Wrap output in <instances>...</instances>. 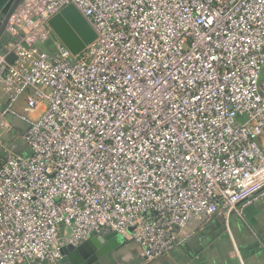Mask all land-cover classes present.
<instances>
[{
  "label": "built area",
  "instance_id": "obj_1",
  "mask_svg": "<svg viewBox=\"0 0 264 264\" xmlns=\"http://www.w3.org/2000/svg\"><path fill=\"white\" fill-rule=\"evenodd\" d=\"M69 5L97 35L77 56L49 25ZM6 33L3 116L29 153L0 162V264L106 228L152 262L264 196V0H23Z\"/></svg>",
  "mask_w": 264,
  "mask_h": 264
},
{
  "label": "crops",
  "instance_id": "obj_2",
  "mask_svg": "<svg viewBox=\"0 0 264 264\" xmlns=\"http://www.w3.org/2000/svg\"><path fill=\"white\" fill-rule=\"evenodd\" d=\"M8 0H0L3 7ZM8 96L0 86V162L7 154L27 155L29 150L23 141L26 124L4 115ZM18 113L37 118L42 109L26 111V96L15 104ZM18 136L4 145V135ZM16 136V137H17ZM189 237L173 252L152 262L141 258L137 246L127 243L110 256L99 260L100 264H264V196L244 206L241 215L230 217L217 215L207 220H192L188 228Z\"/></svg>",
  "mask_w": 264,
  "mask_h": 264
},
{
  "label": "water",
  "instance_id": "obj_3",
  "mask_svg": "<svg viewBox=\"0 0 264 264\" xmlns=\"http://www.w3.org/2000/svg\"><path fill=\"white\" fill-rule=\"evenodd\" d=\"M22 1L8 0L3 7H0V50L2 42L9 37L6 33L9 19ZM49 25L55 36L73 56L79 55L97 38L94 29L73 5L67 6L54 16L49 21ZM8 60L12 63L15 58L10 56ZM126 243L127 241L117 232L106 228L92 234L90 239L80 247L66 246L62 248V258L57 261V264H100L99 258L112 254ZM88 251L93 254V257L89 261H85L89 255Z\"/></svg>",
  "mask_w": 264,
  "mask_h": 264
},
{
  "label": "rangeland",
  "instance_id": "obj_4",
  "mask_svg": "<svg viewBox=\"0 0 264 264\" xmlns=\"http://www.w3.org/2000/svg\"><path fill=\"white\" fill-rule=\"evenodd\" d=\"M50 46H53V42H50L49 43V46L46 47L45 49H50ZM17 136V135H16ZM14 135H12V133L10 135H4L3 138H1V142L4 144V145H9L8 143L10 142L9 140L10 139H13L14 137L15 138H18V136L16 137Z\"/></svg>",
  "mask_w": 264,
  "mask_h": 264
},
{
  "label": "flooded vegetation",
  "instance_id": "obj_5",
  "mask_svg": "<svg viewBox=\"0 0 264 264\" xmlns=\"http://www.w3.org/2000/svg\"><path fill=\"white\" fill-rule=\"evenodd\" d=\"M88 252H89L88 258L85 259V261H89L93 257V254L90 251H88ZM100 259H102V258H99L98 260H100ZM94 264H96V263H94Z\"/></svg>",
  "mask_w": 264,
  "mask_h": 264
},
{
  "label": "trees",
  "instance_id": "obj_6",
  "mask_svg": "<svg viewBox=\"0 0 264 264\" xmlns=\"http://www.w3.org/2000/svg\"><path fill=\"white\" fill-rule=\"evenodd\" d=\"M110 255H111V254H109L108 256H110ZM108 256H107V257H108ZM104 258H105V257H104ZM102 259H103V258H102Z\"/></svg>",
  "mask_w": 264,
  "mask_h": 264
}]
</instances>
